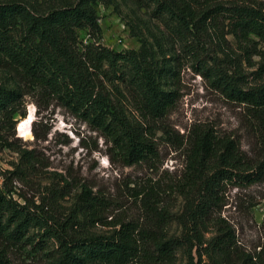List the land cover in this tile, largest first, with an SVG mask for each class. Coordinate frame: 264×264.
Listing matches in <instances>:
<instances>
[{"label": "rangeland", "instance_id": "obj_1", "mask_svg": "<svg viewBox=\"0 0 264 264\" xmlns=\"http://www.w3.org/2000/svg\"><path fill=\"white\" fill-rule=\"evenodd\" d=\"M0 1H23L41 9L74 2ZM194 5L210 10L211 18L186 30L159 10L154 0H97L100 44L117 52L146 55L156 90L173 93L174 104L165 117L148 120L139 103L150 93L132 66L122 61L117 72L105 67L120 119L149 132L154 155L147 161L128 164L112 140L83 114L84 103L76 113L57 97L25 86L13 70L0 68V85L20 90L21 111H26V117L34 115L31 135L26 136L20 128L21 115L6 121L0 114V187L33 218L24 238L9 244L11 264H51L58 259L60 246L50 230L56 222L72 220L73 231L85 237L111 236L122 223L145 226L152 219L168 238L180 241L174 264H189L184 239L194 226L189 207L197 203L199 192L188 195L177 186L187 166L186 137L194 128L211 129L219 137L234 139L253 156L255 142L246 127L244 106L227 98L215 83L220 78L234 79L248 88L264 82V77L254 74L264 40L253 33L244 38L235 15L236 9L247 8L257 11L264 22V0H195ZM80 35L84 42L90 37L86 31ZM119 123L115 119L116 127ZM25 150L30 151V162L23 156ZM84 188L101 199L99 221L86 215L81 200ZM217 193L218 205L206 220L205 239L216 236L219 221L225 220L237 238L229 264H243L242 253L264 251V181L223 180ZM9 224L11 230L16 226ZM193 255L198 261L197 248ZM132 264L166 263L143 256Z\"/></svg>", "mask_w": 264, "mask_h": 264}, {"label": "trees", "instance_id": "obj_2", "mask_svg": "<svg viewBox=\"0 0 264 264\" xmlns=\"http://www.w3.org/2000/svg\"><path fill=\"white\" fill-rule=\"evenodd\" d=\"M154 1L159 10L167 12L186 30L198 28L211 18L210 10L195 7V0ZM96 4L97 0H74L41 9L23 1H0V68L13 70L25 86L57 97L76 113L80 103H84L83 114L112 140L128 164L147 161L154 155L149 132L120 119L106 84L105 67L117 72L122 61L132 66L150 93L139 103V110L148 120L165 117L174 104L173 93L160 94L156 90L146 55L117 52L100 44ZM235 15L244 38L253 33L264 40L263 16L247 8L236 9ZM83 31L90 35L86 42L79 40ZM257 54L261 62L254 74L262 78L264 51ZM215 84L227 98L244 106L246 127L255 142L254 155L242 150L234 139L219 137L211 129L194 128L187 135V166L177 186L188 195L199 192L197 203L189 204L194 226L184 239L189 246V264H229L234 260L236 232L225 220L219 221L218 234L212 239L206 240L204 235L211 209L218 205L217 188L221 181H264V82L243 88L234 79L220 78ZM22 98L20 90L0 85V114L4 120H13L17 115L26 117V111H21ZM115 119L120 121V127L114 125ZM23 156L28 162L32 159L28 150L23 151ZM81 200L88 219L99 221L101 199L84 188ZM32 221L27 208L9 198L0 187V264H11L9 244L23 239L24 230ZM10 222L16 224L13 230ZM121 225L111 236L81 237L73 231L72 220L56 222L50 230L59 243L61 256L51 264H132L143 256L174 264L180 241L168 238L155 219L145 226ZM195 248L198 261L193 255ZM241 259L243 264H264V251L242 253Z\"/></svg>", "mask_w": 264, "mask_h": 264}, {"label": "bare ground", "instance_id": "obj_3", "mask_svg": "<svg viewBox=\"0 0 264 264\" xmlns=\"http://www.w3.org/2000/svg\"><path fill=\"white\" fill-rule=\"evenodd\" d=\"M34 119V115L33 113H31L29 116L25 117L23 120H22V124L20 126L22 132L25 133L26 136L31 135V133H29V128H30V123L33 121Z\"/></svg>", "mask_w": 264, "mask_h": 264}]
</instances>
